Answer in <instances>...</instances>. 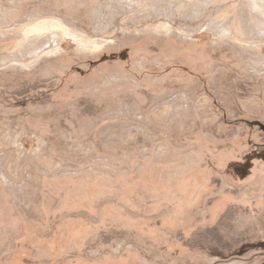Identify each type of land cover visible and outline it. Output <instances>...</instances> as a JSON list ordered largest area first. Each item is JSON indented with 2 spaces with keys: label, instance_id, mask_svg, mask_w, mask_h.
Listing matches in <instances>:
<instances>
[{
  "label": "rangeland",
  "instance_id": "374dc122",
  "mask_svg": "<svg viewBox=\"0 0 264 264\" xmlns=\"http://www.w3.org/2000/svg\"><path fill=\"white\" fill-rule=\"evenodd\" d=\"M89 62L96 81L66 99L65 74ZM201 73H210L209 93L194 87ZM171 78L178 85L164 87ZM45 91L51 98L39 101ZM29 110L35 118L25 125ZM243 121L264 123V0H0V264L30 254L33 264L50 255L125 264V253L140 264L143 238L133 227L143 221L139 207L159 199L132 180L149 172L158 181L182 163L192 170L183 147L208 134L238 141ZM261 184L237 196L256 199ZM33 216L46 236L23 227ZM240 255L208 264L248 263Z\"/></svg>",
  "mask_w": 264,
  "mask_h": 264
},
{
  "label": "trees",
  "instance_id": "16d2710c",
  "mask_svg": "<svg viewBox=\"0 0 264 264\" xmlns=\"http://www.w3.org/2000/svg\"><path fill=\"white\" fill-rule=\"evenodd\" d=\"M94 67L95 65L89 62L87 70L73 67L65 74L64 80L67 83L61 88L66 99L77 94V89L87 88L82 83L83 80L91 79L93 75L91 76L90 72ZM75 73L80 75L76 80ZM226 74L223 73L222 76ZM208 75L210 73L197 75L194 85L196 90L202 89L209 93ZM227 76L228 80L235 79L231 78L230 74ZM99 78L96 79L100 81ZM167 79L164 87L173 88L178 85L175 78ZM95 81L93 79L88 83V87ZM239 82L237 79L236 83ZM140 91L137 90L136 93ZM48 93L49 91H45L38 100L51 98ZM156 98L160 97L156 95L154 99ZM23 113L27 116V119L22 120L25 125L35 118L33 111ZM220 119L218 125L225 127L226 119ZM244 125L238 141L227 139L226 142H219L208 134L203 142H196L192 147L185 146L179 152L176 151L190 158L194 163L192 170L182 163L185 167L180 166L177 171L170 170L166 177L162 174L158 181H155L156 184L149 172L132 180V184L136 181L137 184L142 183L141 194L147 200L159 199L155 206L139 207L143 213V221L133 227L134 232L143 238V258L140 264H208L209 260L214 258L229 262L238 259L243 252L248 253L246 264H264V123L250 122ZM211 129L213 133H217V128ZM201 130L211 131L210 128ZM232 130L234 129L228 130L225 137L231 138ZM240 168H245L246 172L243 174L239 171ZM256 178L262 181L259 196L243 202L242 198L237 196L239 187L249 186ZM222 181L224 185L221 184ZM218 191L220 193L217 195ZM1 197L5 199L3 203L6 205V194L0 181ZM126 207L133 211L135 209L131 200L126 202ZM7 209L14 211L13 206ZM208 211L212 213L209 214L210 217L207 216ZM151 214L154 217L149 218ZM31 218V221L29 218L21 220L28 232L41 227L38 220L33 219L34 216ZM72 223L74 228L77 223ZM38 240L40 241V238ZM125 255L127 254L120 258L123 263L136 264V256L132 258L133 256ZM99 259H103L99 264L111 262L110 257L103 255Z\"/></svg>",
  "mask_w": 264,
  "mask_h": 264
},
{
  "label": "flooded vegetation",
  "instance_id": "af4514ba",
  "mask_svg": "<svg viewBox=\"0 0 264 264\" xmlns=\"http://www.w3.org/2000/svg\"><path fill=\"white\" fill-rule=\"evenodd\" d=\"M59 223H56L55 222V224H53L54 225V228H56V229H58L59 227H61V225H58ZM54 231H56V230H54ZM54 234H55V232H53ZM34 235V236H36V235H38V236H46L45 234H46V231L44 232V234H40L39 232H38V230H37V228H35V229H32V231H31V235ZM32 235V236H33ZM33 236V237H34ZM60 237V236H59ZM54 238H55V236H54ZM35 241H36V238H35ZM41 241V240H40ZM57 241V240H56ZM59 242V241H58ZM32 243H34V242H31V244ZM31 244H30V242L28 243V244H26V246H27V248H29L30 249V246H31ZM57 244H59V243H57ZM56 244V245H57ZM54 247H56V246H54ZM22 250H25L24 248L22 249ZM54 251H56V249H54ZM66 257V256H65ZM64 257V258H65ZM26 258H27V256H26ZM25 258V261L24 262H22V264L24 263V264H30V262H31V254L30 255H28V259H26ZM65 259H67V258H65ZM49 262H47V264H64V261H60L61 263H59V262H57L56 261V259H55V255H53V256H49V260H48ZM35 262V261H34ZM73 263V262H72ZM31 264H33V262H31Z\"/></svg>",
  "mask_w": 264,
  "mask_h": 264
}]
</instances>
